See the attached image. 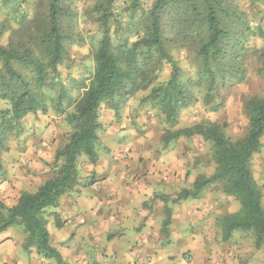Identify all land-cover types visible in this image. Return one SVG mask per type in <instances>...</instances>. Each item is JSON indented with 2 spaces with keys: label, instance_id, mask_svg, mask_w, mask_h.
I'll use <instances>...</instances> for the list:
<instances>
[{
  "label": "trees",
  "instance_id": "trees-1",
  "mask_svg": "<svg viewBox=\"0 0 264 264\" xmlns=\"http://www.w3.org/2000/svg\"><path fill=\"white\" fill-rule=\"evenodd\" d=\"M115 1L99 0L94 8L102 38L95 53L93 76L75 80V90L82 91L78 97L62 87L49 98L45 90L46 86L55 87L49 77L59 72L68 45L75 41L77 14L69 0H37L36 16L20 22L22 29L16 38L6 45L0 43V99L8 104L0 108V159L10 151V140L21 132L22 119L29 113L46 114L50 103L71 128L65 145L55 153L54 176L35 192L23 191L9 208L0 202V233L10 226L22 225L26 233L24 250H35L58 262L62 255L51 244L45 212L56 208L64 194L81 184L78 162L82 155L97 162L103 104L117 113L139 91L150 89L143 101L175 124L180 112L196 101V88H206V101L212 92L244 82L251 58L257 60L258 71L264 76V45L260 49L249 45L255 34L264 40V30L256 31L250 25L237 0H154L147 11L142 0H124L128 2L127 10L140 13L137 23H133L139 35L131 44L117 31L116 40L112 36L111 22H119L113 10ZM175 46L191 51L196 77L184 75L171 54ZM164 61L172 65L171 77L154 84ZM245 110L250 124L238 140H232L214 122L169 130L164 142L202 136L212 143L216 165L214 174L199 176L173 204L198 197L211 184L224 182V192L237 199L240 208L218 219L223 239L228 240L235 231H248L260 248L264 243L263 191L254 177L251 161L262 150L264 97H249ZM90 184L92 181L85 185ZM167 202L164 232L172 221ZM54 219L58 227L63 225L59 212H54Z\"/></svg>",
  "mask_w": 264,
  "mask_h": 264
},
{
  "label": "crops",
  "instance_id": "crops-1",
  "mask_svg": "<svg viewBox=\"0 0 264 264\" xmlns=\"http://www.w3.org/2000/svg\"><path fill=\"white\" fill-rule=\"evenodd\" d=\"M114 136L119 138L118 143L112 147L108 144L104 153L97 149L96 163L80 157L81 184L64 194L59 205L52 208L59 212L63 225L58 227L52 215L56 227L50 231L51 244L66 262L180 264L183 258L185 264H217L226 259L229 264H264V243L257 248L247 232L235 231L228 240L223 239L218 219L236 212L240 204L214 184L198 198L174 203L172 221L164 232V198L175 197L180 188H191L195 179L185 182L186 175L179 173L177 159L140 163L134 153L129 154L128 144L122 140L125 137ZM28 142L12 146L6 153L7 162L6 156L2 159L5 177L0 182V199L8 208L23 191L35 192L54 176L50 165L57 149L43 145V141L26 147ZM23 147L28 149L27 160L34 158L30 161L32 166L20 157ZM48 149L52 153L47 155ZM18 158L23 161L15 164ZM252 162L264 203V162ZM21 164L27 167H19ZM90 181L92 184L85 185ZM232 203L236 207L231 208ZM49 211L46 213L51 216ZM25 238L22 225L10 226L0 233V264H57L35 250L27 253L23 248Z\"/></svg>",
  "mask_w": 264,
  "mask_h": 264
},
{
  "label": "rangeland",
  "instance_id": "rangeland-1",
  "mask_svg": "<svg viewBox=\"0 0 264 264\" xmlns=\"http://www.w3.org/2000/svg\"><path fill=\"white\" fill-rule=\"evenodd\" d=\"M69 1L72 3L73 10L77 14V26L74 32L75 41L68 45L65 59L59 65V72L49 77V81H52L55 86L53 89L45 87L49 98L57 95L59 89L62 87L71 92L74 97L80 96L82 91L75 90V80L90 79L96 69L95 53L98 43L102 38V31L97 23V13L94 10L99 0ZM142 1L145 11H147L154 0ZM237 4L247 14L250 25L256 31L258 29L264 30V0H237ZM127 9L128 2L124 0L115 1L113 10L119 22L116 24L111 22V32L114 40H116V33H119L126 37L129 44H131L136 41L139 35V31L133 26V23H137L136 21L140 17V13L132 14ZM37 11V0H0V43L6 45L11 39L16 38L22 29L20 22L24 19L31 21L36 16ZM114 31L117 32L114 33ZM249 45L253 49H260L264 45V40L258 34H255L249 41ZM171 54L179 62L185 76L196 77V67L192 64L193 56L189 49L175 46L172 48ZM247 68L248 74L244 82L220 88L208 95L206 101V88H196L194 90L196 101L180 112L175 124L167 122L159 110L143 101L149 94L150 89L139 91L127 103H123L117 113L114 109L103 104L100 109V122L102 124V128L99 130L100 143L96 149L104 153L109 148L107 147L108 144L110 147L115 145L119 138L116 139L114 135L118 134L120 137H125L122 140L125 139L123 142L128 144L129 154L134 153V156L140 163L145 160L155 161L156 159H163L168 161V159H173L175 161L177 159L176 166L179 168L181 175H186L185 182L197 179L202 175L210 176L214 174L216 165L212 160L213 148H211L212 143L210 141L205 140L202 136H194L191 138L181 137L178 140L165 143L164 135L169 130H176L195 124L207 125L215 122L222 126V129L232 140L235 141L243 137L250 124L247 111L245 110L246 100L251 96L264 97V76L258 71L257 60L255 58L248 60ZM171 73V63L164 61L162 68L156 72L157 78L154 84L166 82L171 77ZM7 105L5 101L0 99V108H5ZM20 129L21 132L18 133L17 137L10 140L11 148L12 146L14 148L18 145L21 146L20 141H29L26 147L36 144V141H43V145L55 147L58 150L65 145L67 134L71 128L65 122L64 115L54 111L53 104L50 103L46 114L41 112L38 114H27L22 119ZM109 130H112V132ZM25 149L23 147L20 151L21 155H19L25 158L23 160L28 165L32 166L33 164L30 161H33L34 158L32 157L29 158L30 160H27L25 154L28 149ZM52 149H48L49 152L46 151V154L52 153ZM14 152L15 150L13 149V154ZM6 153L0 159V182L5 177V167L3 166L2 159L3 156H6L5 162H7L8 155ZM30 153H32V150ZM82 156L88 162L90 161L86 155ZM255 159L264 162V138L262 150L253 157L252 161ZM23 160L18 158L15 164H20ZM252 161L251 167L253 165ZM52 162L50 166L55 174L56 169L53 167ZM19 167H27V164H21ZM252 170L256 179L255 168L253 169L252 167ZM213 184L220 187L221 191L226 194L223 189L224 182L218 181ZM213 184L208 187H211ZM183 189L176 190L175 197L169 196V199L167 198L171 209L173 200H177L179 193ZM232 198L234 199L233 202L239 203L233 196ZM167 200L164 198V201ZM0 202L4 203L2 199H0ZM234 207L236 206L232 203L231 208ZM52 208H49L46 212ZM52 211L53 209L49 211L51 212V216L45 212L46 226L51 232L56 227L52 223V215L54 218V212L56 211ZM245 232L248 233L250 238L254 239L255 245L253 234L248 231ZM51 260L57 264H72L71 262H66L63 256L61 262H58L54 258H51ZM187 263L190 264L191 261H187ZM180 264H185L183 258L180 260Z\"/></svg>",
  "mask_w": 264,
  "mask_h": 264
},
{
  "label": "built area",
  "instance_id": "built-area-1",
  "mask_svg": "<svg viewBox=\"0 0 264 264\" xmlns=\"http://www.w3.org/2000/svg\"><path fill=\"white\" fill-rule=\"evenodd\" d=\"M188 260H190V258L188 257ZM217 264H229V261L226 259V260H224V261H218V263Z\"/></svg>",
  "mask_w": 264,
  "mask_h": 264
}]
</instances>
